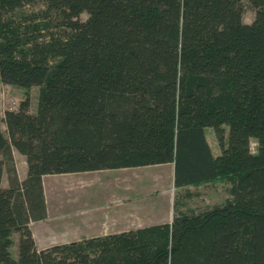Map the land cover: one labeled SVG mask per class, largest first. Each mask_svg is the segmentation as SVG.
Masks as SVG:
<instances>
[{
    "label": "trees",
    "instance_id": "obj_1",
    "mask_svg": "<svg viewBox=\"0 0 264 264\" xmlns=\"http://www.w3.org/2000/svg\"><path fill=\"white\" fill-rule=\"evenodd\" d=\"M0 83L40 88L0 114V264H264V0H0ZM167 164L231 197L38 249L44 176Z\"/></svg>",
    "mask_w": 264,
    "mask_h": 264
},
{
    "label": "crops",
    "instance_id": "obj_2",
    "mask_svg": "<svg viewBox=\"0 0 264 264\" xmlns=\"http://www.w3.org/2000/svg\"><path fill=\"white\" fill-rule=\"evenodd\" d=\"M16 153L23 156L14 149L15 161ZM25 165L24 176L18 172L20 181L27 176V163ZM117 170L96 172L107 174L110 173L108 171ZM87 173L91 172L43 177L47 215L43 220L30 223L38 249L43 250L92 237L120 234L162 224L166 220L172 222L173 209L163 211L160 204H152L153 206L143 205L145 203L133 204L131 186L120 175L115 176L116 186L107 191L108 199L97 204L92 202L96 195L88 191L86 185L94 179L85 178L84 175ZM104 178H108V174ZM2 185L8 187V181H5L4 176Z\"/></svg>",
    "mask_w": 264,
    "mask_h": 264
},
{
    "label": "rangeland",
    "instance_id": "obj_3",
    "mask_svg": "<svg viewBox=\"0 0 264 264\" xmlns=\"http://www.w3.org/2000/svg\"><path fill=\"white\" fill-rule=\"evenodd\" d=\"M244 8V20L247 23H251L255 18V11L247 2H244ZM82 18L86 19L87 15L84 14ZM39 93V87L22 88L0 83L1 116L4 117L7 110L18 109L21 102L27 98H29L31 102V111H36L38 107ZM3 129L6 130L5 124H3ZM206 136L214 154L219 155L221 150L215 132L208 128L206 130ZM252 151H257V144L255 140L252 141ZM25 164V157L17 154L15 165L17 173L19 172L22 177L24 176L26 168ZM108 172H110L107 173L108 178H104V176L107 174L100 172H91L87 173V175H84L85 178L91 177L94 179V181H92L89 185H86V189L92 193H95L96 197L92 200V202L96 204L108 199L106 196H108L107 193L109 192V188L112 189L116 186V175H120V177L123 176L124 178L122 179H124L126 183L130 184V193L133 204L139 205L140 203H145L143 205L147 206L160 204L163 208V211L168 209L174 210L175 201H179L183 211H199L215 204L224 203L228 198L231 197L229 192L230 184H226L224 182L201 185L198 187L176 188L174 185L173 164L126 168ZM4 177L5 181H8L7 171H5ZM54 180L57 181V179ZM189 195H192V197H188ZM56 200H58V197ZM164 222L165 223L162 224L172 223L168 222L167 220ZM18 238V234H14L15 244L12 248V251L15 257H17Z\"/></svg>",
    "mask_w": 264,
    "mask_h": 264
}]
</instances>
